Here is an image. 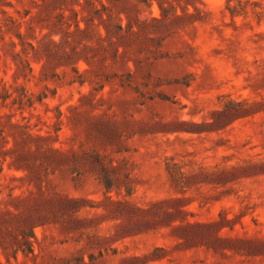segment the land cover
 Segmentation results:
<instances>
[{
    "label": "rangeland",
    "instance_id": "obj_1",
    "mask_svg": "<svg viewBox=\"0 0 264 264\" xmlns=\"http://www.w3.org/2000/svg\"><path fill=\"white\" fill-rule=\"evenodd\" d=\"M0 261L264 264V0H0Z\"/></svg>",
    "mask_w": 264,
    "mask_h": 264
},
{
    "label": "trees",
    "instance_id": "obj_2",
    "mask_svg": "<svg viewBox=\"0 0 264 264\" xmlns=\"http://www.w3.org/2000/svg\"><path fill=\"white\" fill-rule=\"evenodd\" d=\"M73 202H76V200H73ZM32 219H35V216L29 217V218H28V221H31ZM28 236H29V237H35L34 232H33V225L30 226V233L28 234ZM26 241L28 242L29 247L31 248V246H32V241H31V240H26ZM0 264H2L1 261H0Z\"/></svg>",
    "mask_w": 264,
    "mask_h": 264
}]
</instances>
